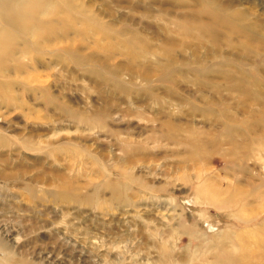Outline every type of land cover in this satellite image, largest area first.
Returning <instances> with one entry per match:
<instances>
[{
  "label": "rangeland",
  "instance_id": "1",
  "mask_svg": "<svg viewBox=\"0 0 264 264\" xmlns=\"http://www.w3.org/2000/svg\"><path fill=\"white\" fill-rule=\"evenodd\" d=\"M81 1L99 24L0 102V258L264 264L262 105L220 67L264 97V0Z\"/></svg>",
  "mask_w": 264,
  "mask_h": 264
},
{
  "label": "bare ground",
  "instance_id": "2",
  "mask_svg": "<svg viewBox=\"0 0 264 264\" xmlns=\"http://www.w3.org/2000/svg\"><path fill=\"white\" fill-rule=\"evenodd\" d=\"M99 22L98 15L81 0H0V102L13 100L11 92L16 82L25 85L29 81H39L37 66L40 61L35 56L46 51L50 55L65 51L70 56L75 40L71 37L86 36L90 27ZM132 40L129 43L137 51H141V54L148 51L140 37H132ZM167 47L163 53L169 59L168 66L174 67L177 65L176 61L173 60L171 49ZM190 64L198 65V71L206 69L205 64L197 61ZM190 64L185 62L179 66H186L185 69L188 70L191 69ZM222 66L235 68V72L241 75L236 80L239 88L247 95L255 96L254 100L262 105L258 113L264 114V97L257 93L260 81L254 79L253 73L245 70L241 62L220 64ZM28 68L32 70L31 74ZM225 74L231 76L229 73ZM13 77L18 81L13 82ZM231 131V127L227 125L228 135H231ZM2 256L1 263L8 264L10 257L4 254Z\"/></svg>",
  "mask_w": 264,
  "mask_h": 264
}]
</instances>
